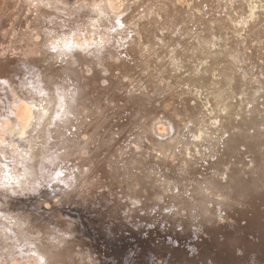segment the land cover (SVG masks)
Masks as SVG:
<instances>
[{
  "label": "rangeland",
  "instance_id": "374dc122",
  "mask_svg": "<svg viewBox=\"0 0 264 264\" xmlns=\"http://www.w3.org/2000/svg\"><path fill=\"white\" fill-rule=\"evenodd\" d=\"M10 1L11 0H0V34L1 35L3 33L5 34V36H4V34L2 36L0 35V59L2 60L0 62L6 61V63L10 57H11V59H13L14 62H16V60H19V58L21 60H23L22 59L23 56L21 54H19L21 56L18 55L19 52L14 53L13 50L11 51V49H13V43L15 41L13 38H11L10 35H8L9 29L14 30V29H17L19 26H20L19 28L22 29L25 26V25L23 26L24 19H22V18L24 16H27L26 13L28 14V16H32L31 14H34V12H31L29 9L26 10V8L23 7V3H20L21 7L15 8V9L11 10V12L7 13L8 12V5L10 4ZM20 1H24V0H20ZM61 1L62 0H60V4H62ZM65 1H67L68 3L66 2V3H63L62 5H64V4L67 5L69 10L66 6H64L65 7L64 14L63 13L58 14V12L54 9L48 10L49 6L46 7L47 5H44L45 7L41 6L44 13L46 11L48 12V13L47 12L45 13V16L48 17L45 19H49V16L51 17V15H50L51 12L57 13L59 17H57L55 20H52L53 22L52 21L50 22L49 20L48 21L45 20L46 23L44 24V26L39 28V29L32 27L31 33L34 34V40L33 41L36 43H39V47L42 49L40 51L38 49H35L34 50L35 54H33V57L36 58V57L44 55L43 58L45 60L48 59L47 61H49L51 63V64H49V62H47V64L49 66L51 65V67L53 69L55 68V70L59 69L60 68L59 64H61V62L67 58V53L64 51L65 50L64 49V47H65L64 41H67L66 46L71 45L72 41H71L70 36L73 34L72 31H74V32L76 31L75 32L76 35L81 34V36L79 35L81 37V39H84L85 37L87 39V37H88V39L91 40V41L89 40V42H91V44H92L89 46L90 49H96L95 52H99V49H100V52H102L104 57H105V60H103V62L108 60V63H109V61L111 59L110 63L111 64L113 63L112 65L109 63L111 65V67L109 64H106V67L103 68V64L99 65L95 59H94L95 61L89 60V59H87L88 58L87 55L83 56L84 54H82L83 60L85 61V63H83V69L87 68V70H84V72L82 71L83 72L82 74H84L87 78L90 76L92 78L90 77L91 81L89 80L88 83H86V81L83 83L87 86H86V88L84 87L85 90L82 89L80 91H82L81 93L85 94L84 95V102H86V103H84V104H86L85 109L87 110L86 111L84 109L86 112L83 110L82 114H83V116L88 115L87 116L88 118L86 117L87 119L86 118L84 119V117H83L84 121L86 120L87 123L89 122L92 124L95 121V120L93 121V119H96L97 121H99V119L103 118V120H100V121H101V123H104V124H101L100 121H99L100 124L95 121L98 124V126L100 127V128L98 126L96 127L97 130H99V132H96V133H102L103 137H104V135H106L105 133H108L110 135V137L113 136V137H111L113 139V142L104 141L103 143L98 144V147H97L98 150L96 149L97 150L96 152H98L100 150L99 151L100 154L97 156L100 158L95 159V163L92 166H94L97 162H98L97 163L98 166H100V165L103 166V164L101 163V160H106V159L112 158L111 160L109 159L110 161H109V163L107 162L106 167L109 164H113V165H111V167L114 169H112V171H110L111 169L109 168V166H108V168H106L104 165L103 168L98 167L99 168V169L97 168L98 173L95 174L93 172H96V171L92 170L91 169L92 167L90 168L88 165L86 166V164L83 165L81 163L83 165V166H81V164L79 163L80 166H77L78 164L76 162H74V163H71V166L73 165L71 167L70 163H67L65 161L61 162L60 160H58L56 158H55V160H53L49 157H48L49 159L47 158L49 160V162L45 158V160H41L42 162L39 163L38 162L39 160H38L36 153L38 152V148L42 146V140L44 138V136L42 135L45 132L44 130L46 127L45 126L44 129H42L43 128L42 125L43 126L45 125V123L43 122L44 120H42V121L39 120V122H38L39 124L37 123V125H39V126H34L32 128L31 127L32 122L30 123V121L24 119L25 112H24L23 102L21 100V99H23L22 95L20 94L21 95L20 96L19 93H15L14 97L16 99H17V97H19L20 100L18 98L17 101L15 102V106L13 109L14 113L12 112V116L17 117V115H18L22 119V123L24 124V127H22L23 128L22 130L21 129L18 130V134H17V131H15V132L11 131V133L13 132L11 134L10 132H7L6 130H2V126L0 125V145H1V139H5V140L7 138H8V140L12 139V141H13V142H11L12 145H14L18 151H22L23 154L27 152L30 160L27 162V165H25L28 168L24 166V169L22 168V164H20L19 167L15 169V168H13V165H10L7 167L6 165H4V163H0V237L5 236L4 231L8 230L7 227L12 225V223H13L12 220L13 221L15 220V221H19V223H21V225L24 226L25 229L31 227L29 229H31L34 234H35V232H36V234H39L40 231H43L44 234H47V232L49 230L53 229V227H54L57 229L59 228L60 230H62V232L65 233V234L62 233V235L64 236L63 238H65V239H68V240L73 239L74 240L73 242H75V243H77L79 241L82 243H89L91 246V249H93V252L95 254H97V256L95 257L97 264H264V188H263L264 187V185H263L264 184V171H262L263 173L261 172L262 174L260 173L261 174L260 176H263V179H262V177H260L259 175H258L259 177H256L258 174V173L256 174L257 170H254V171L252 170V168H254V167H255V169H258V171L260 169L264 170V139H263L264 138V132H263L264 126H262V125H264V120H262V119H264V118H262V117H264V111L263 110L260 111L262 114L260 113V117L258 118L259 120L256 118L258 121L253 120V119L250 121V115L251 114H252L251 116H253L255 114L258 115V113H259L258 111L261 110V109H259V110L254 109V111H253L252 110L253 106H255V105L258 106L260 101L257 102V100L258 99L262 100L264 98V43H263L264 42V35H263L264 32H262L263 34L261 33V31H264V29L260 30V32L255 30L254 31V33H255L254 35H256L255 37L253 36V34H250L255 39L256 37H258V33H259L258 39L250 41L253 38H252V36L248 35V33L246 32V31H248L247 30L248 28L245 25L244 28L246 29V31L243 30L244 29L243 28L239 32L243 36L244 40L246 37H248L247 41H249V43L251 44L250 47L252 49L250 47L245 48L248 51V53L244 55L245 59L243 58L242 55H241L242 57H240V55H238V53L235 55V57L234 56H230V58H228L229 56L227 57L230 60L235 58V60L233 59L234 61L231 60L233 63L228 60V62H230V64L232 63L231 65H233L235 67V69L238 68L240 70L246 71V74L248 73L249 76H251V77H249L248 75H246L244 72L241 71L243 74H245L243 77L246 79V80L243 79V80H245L243 82H245V84L249 83L246 85H248V87L250 85L251 86L250 89L246 88L247 86L245 87L244 83L241 84L242 82H240L241 81L240 79H239L238 83L240 82L239 84H241V89L246 91L248 96H249V93L252 94V95H250V96H252V99H253V97L256 98V95H257V100L254 99V100H256V102H254V100H252L251 97H248L247 94H245L247 96L246 98L248 100L250 98V101H248L242 95L244 92L242 94H237L236 96L238 98L237 97L234 98L233 102L236 100H239V102L238 101H236V102L238 104H240V106H238V104H237L238 107H236V110H234V113H233L234 115H232V118H233L232 121L233 122L230 121V124L228 123L225 125V126L230 125L229 126L230 128L228 127L229 128L228 129L227 127H223L222 130H225L226 128L227 129L225 130L226 132H221V134H222V136H225V137H227L230 134V136H228L229 140H231L234 136V138L231 141H229L230 145L229 144L228 145H229V149H231V152H233L235 150V148L238 147L237 148L238 150L237 149L235 150L237 153V154L236 153L235 154L238 157L231 158L233 165H232V162H229V159H230L229 158L228 161L227 160L226 161L229 162L230 164L229 163L227 164V162L224 161L223 163H226V164L225 165H223V163L221 164L222 168L218 171L219 173L218 172L212 173L213 177H214V174H215V176H217L214 179H217V180L220 179L219 181H223V183L220 184V183H216L219 181L214 180V184L216 186H218L217 184H220L219 187L221 186V188H224L227 186H228V188H230L232 186V185L229 186L230 184H232L230 179H233V175H234L232 170H235V169L231 170V168L232 167L235 168V166L238 164L237 167L240 168V171L239 172L237 171V173L241 174L242 175L241 177L245 176L244 177L245 179L243 178L244 181L252 182L253 180H255V181L260 180L258 178H261L262 182H259V181L258 182H259V184H261V183L262 184L259 185V187L257 186V188H251L250 190H248V189L243 190L242 192H239V194L233 193L230 195L231 197L235 196V198H230L229 195L219 196V193L217 191L216 192H217L218 196L217 195L214 196L216 194V192H215L214 188H212V185H211V187H209L210 183L209 184L205 183L206 181H209V178H211L210 175L206 176V174L203 173L205 176H202L203 174H200L203 172L202 169H204L208 165V163H209L208 160H210V162L215 161V160H212L210 158L211 156H209V154L211 155L212 152H213L212 154H214V149L212 147H210L209 151L207 150V148H205V150H203L204 149V147H203L202 148V151H203L202 154H204V155L198 154L199 155L198 158L201 161L198 159L199 161L196 164L198 166L200 164V162H202V164H201L202 168L200 169V167H198V169H200L202 172H197V173L195 172V173H189V174L185 173L188 175L187 181L190 182V184L192 183L191 185L186 181L185 177H183L185 175L181 176V179L178 180L179 182L178 181L176 182L173 179H169L168 177L166 178V176H164L165 174L163 175L162 171H159L156 168L148 167L147 166L148 162H149V164H148L149 166L153 165L152 161H153V157L155 155L153 157L151 155H149V158H148V157H146V156H148L146 154V151H144V148L145 149L148 148V144H149V148L152 147L150 145V141H149V143H147L149 139L145 138V137H147L146 136L147 134L149 135L148 137H151L152 140L157 139L155 141H161V142L164 141L163 143L166 142L168 144L171 143V141L174 140L175 137L177 138V134H179L181 136L179 138H182V136H184L185 138H182V139L187 140V141L184 140L185 141V142H183L184 145L191 143L192 139H190V138H192L193 136L188 135L187 133L190 134V131L192 130L191 132L193 134V132L196 131V129H197V125H199V124H197L196 122L193 123V121H192L193 125H192V127H190L188 120L191 119L193 114H190V117H188V118H186L185 114L190 113L192 111H193L192 113H194L195 110L194 109L189 110V109H187V107L190 105L188 108H190V107L194 108L192 103L195 102V103L199 104L198 101H200V102H201V100L204 101L202 98H204L205 94L208 91H210V89H207L206 90L207 92L205 94H204L205 90H203L204 92H202V94H199V92L197 93L194 90V89H196L195 88L196 86H192V89H193L192 93L197 95V96H195V95L192 96V93L190 96L187 93L181 94L180 92H181L182 88L189 90L190 81H185L184 76H185V73H187L186 76L188 74L190 75V72H189L190 70H186L184 72V75H182L181 81L183 83L181 82L180 83L181 85L179 84V86H181V87H179V88L177 87V91H175V89L169 88L168 82H167V80L163 79L164 76L162 75V73L160 76L163 78L157 80V78L155 76V72H156L157 76H159V73L157 71H155V72L153 71V69H155V67H156L155 63H157L160 60L159 57L160 58L163 57L162 55L167 56V52L165 51L166 48H164V50H162L163 51L162 52L161 49L163 47H160L159 45H158L159 48L156 45H155V47L153 46L154 50L155 49L159 50V51L158 50L156 51V54L159 57L154 54L153 55L154 57L153 56L151 57V58H153L151 60V62H149V64H146L145 67H141V68L135 67L134 66L136 64L135 58L139 56V52H137V55L133 56L130 53L128 54V50L126 48H128L131 45H135L136 49H138V45L134 43L135 42L134 40L130 42L131 44H129V45L127 44V41L130 40V38H129L130 36H128V34L129 35L131 34L128 30H127L128 34H126L127 36L124 34L122 36L123 38L120 37L121 39H119L118 37L111 38L113 36L112 34L110 36L108 34H105L104 37L111 38L112 41L107 39V41H109V42H106V43L101 42L100 37L102 36V34H101L102 32H101L100 28L98 27L97 24L95 25V22H94V24H91L92 19L90 18L91 20H89V18H88L90 13H91V15L95 14V12L93 13L90 11V8L95 7V4L100 5V7L102 9L108 6L107 7L109 9L108 12L111 11V9H112V11L113 12L115 11V13L117 12L120 14L122 12L123 15H124V13H126L125 15L126 16L129 15L128 17H130L131 15L129 13L134 11V9H132V8H135V6L132 5V8H130V6L128 5L129 1L127 2V0H63V2H65ZM184 1L185 0H178L179 4L176 3V7H177L178 11L174 12V14H173L174 18L172 17V19H174V20H172L174 23V27L176 26L175 36L173 34V36H174L173 37L172 35L169 34L170 32H168L166 29H164L165 31L163 30L162 33H160L159 31H158V33H155V35H157V36H155L157 38V40H155L156 39L155 37H153V38L156 42H158V41H160V39L164 38L163 36L167 35V37L164 38V41H165V39L166 38L168 39V37H170V38L173 37L176 39L178 37L177 35L180 34L179 38L177 39L178 41L174 40L173 38H171V39L169 38V39L174 40L176 44L180 43L181 45H184V47H182V49H184L186 52H187V50H188V52L190 51L191 53H193L194 56L198 55V53H199V55L197 57L200 58V56L204 55L205 52H207V50H205V52H204L202 47H200L202 50L201 51L202 54H200L201 52H198L199 49L197 50V47H192L194 39H191L192 36L190 34L191 31L193 32L196 29L193 27H197V25L199 26L200 23H199V20L197 21L198 23L196 22V20H194L195 23L194 22L192 23V21L182 22L183 19L181 17H184V20H185V16H186V12L184 10L186 2H184ZM188 1L189 2L195 1L197 4H199V3L204 4V2L202 0L201 1L200 0L199 1L198 0H188ZM133 2L134 1H132V3ZM181 2H183V3L181 4ZM192 2H191V4H192ZM82 4H84L85 6L84 5L82 6ZM125 4H127V5H125ZM180 4L182 6H180ZM222 4L223 3H220L219 5H222ZM105 5H107V6H105ZM219 5H218V7H219ZM199 6L201 9L202 5H199ZM85 7H88V8H85ZM218 7L212 6V7H210V10L214 11L215 14L218 15V13L216 11V9L217 10L220 9ZM223 7H224V5H223ZM223 7H221V8H223ZM83 8H85L86 9L85 11L88 13L87 17H86V15H84L85 12H84ZM124 8L125 9L129 8V9L124 10ZM204 9L205 10H203V12L204 11L208 12L207 8L204 7ZM262 9L264 10V8H261L260 11H263ZM22 10H23V12H22ZM179 10L182 11L181 13L183 14V16H182V14H180L181 16L179 15V12H180ZM124 11H127V12H124ZM73 12H77L79 14V16L75 19L72 18L71 16H69V14L71 15ZM103 12H104V9H103ZM103 12H102V17L104 16V18H105L106 15L109 13H107V12L103 13ZM219 12L222 13L221 10ZM67 13H68V16H67ZM260 13H259L260 17L264 18V14H262V12H260ZM209 14H211V13H209ZM81 15H84V16L80 17ZM200 15H202V14H200ZM205 16H206V14H205ZM205 16L202 15V20L204 19L203 21H205L206 20L205 18H208L209 15H207V17H205ZM69 17H71L72 19H70ZM60 18L62 19V21L67 20V21H65L66 24H63L62 21H60V20L58 21V19H60ZM179 18H180V20H179ZM19 20H21L22 24L19 22ZM94 20L95 19H93V21ZM72 21H73V23H72ZM76 21L78 22V24H76L77 23ZM58 22H60L61 24L59 23L60 24L59 25ZM256 22H257V24H260L261 18H260V21L256 20ZM56 23L58 24V26L56 25ZM183 23H185V24L187 23V25H184L185 28L182 25ZM253 25H251V26H253ZM21 26H23V27H21ZM61 26H63L62 29H61ZM80 26H81V28H80ZM179 26H180V29H181V26L184 28V30H183V28L181 29L182 32L181 31L178 32ZM187 26H188V29L186 28ZM190 26L192 27V28H190L191 31H189ZM203 27H205V25ZM97 28H99V29H97ZM197 28H201V24ZM1 29H2V31H1ZM243 31H245V32L243 33ZM163 32L165 34L167 32L168 34L165 35ZM185 33H188L187 34L188 37H185L183 35ZM160 34L162 37L160 36ZM7 35H8V37H7ZM82 36L84 38H82ZM89 36L90 37L94 36V38L93 37L90 38ZM158 36H159V38H158ZM189 36H190V38H189ZM7 38H9V39H7ZM145 38L146 37L144 35L143 39H145ZM187 38H188V40H187ZM169 39L167 41H170ZM123 40H124V42H123ZM151 40H152V38H151ZM185 40H187L188 43L185 42ZM258 40H260V41H258ZM1 41H3V42H1ZM97 41H98V43H97ZM191 41H192V44L190 43ZM257 42H259V45L261 44L259 46L260 49L257 48V45H258ZM99 43L103 44V46H102V47H104L103 49H101L102 48L101 45H98ZM152 43H153L152 41L148 42V46L151 47ZM149 44H151V45H149ZM97 46L98 47L100 46V48L99 49L96 48ZM254 46L258 49L257 51L254 50ZM189 47H191L192 49ZM31 48H33L32 43H22V46L20 49L25 51V50H28ZM193 48H195V49H193ZM248 49H250L251 51ZM184 50H182V51H184ZM63 51L65 52L66 57H64ZM194 52H196L197 54L196 53L194 54ZM4 53L6 54V56H8V58H4L5 57ZM13 54H15V55H13ZM115 54H116V56L118 54V56L116 58L117 61L115 60V57H116ZM17 55H18V58H17ZM36 55H39V56H36ZM95 55L97 56V54H94V56ZM13 56H15L16 58H14ZM54 56L57 58H55ZM86 56H87V58H86ZM206 56H207V53H206V55L201 56V58H205L206 60L208 59L206 61V63L202 65V67H204V68H202L201 72H203V71L206 72V70H207L206 68H209V67L213 68V66L216 63L213 60V57H215V55L214 56L211 55V57L208 56V58ZM236 56H239V58H237ZM89 57H92V55ZM165 57H164V59H165L166 63H169V61L167 60L168 57H166V58ZM231 57H233V58H231ZM60 58H62V59H60ZM194 58H196V57H193L192 61ZM209 58H210V60H209ZM211 58L213 61H211ZM241 58H243L244 60ZM52 59H55L56 61L55 60L53 61ZM119 59H120V62L118 61ZM239 59L241 61H239ZM60 60H61V62H60ZM86 60H89V61L86 62ZM57 61H58V63H57ZM210 61H211V63H210ZM117 62H119V63L117 64ZM123 62H124V64H123ZM45 63H46V61H45ZM105 63H107V61ZM194 63H195V61L192 63V65ZM119 64H121V65H119ZM117 65H119L120 68H119V66L117 67ZM154 65H155V67H154ZM170 65H173V64L170 63L168 65L169 68L172 67ZM112 66L114 68H112ZM100 67L103 69H101ZM22 68H24V67H22ZM32 68L35 69V67H32ZM143 68H145V69H143ZM34 69H32V70H34ZM238 69L235 70V71H238V72H236V73H238L237 77L241 74V73H239L240 70H238ZM184 70H185V68H184ZM26 71H28V70L26 69ZM86 71H88V72H86ZM172 71L174 72L173 69L170 72H172ZM17 72L19 75L17 74L16 75L17 77H15V78L13 77L14 79H13L12 83H14V84H15V82H14L15 80L18 81L17 78L21 79L24 76V69H22V70L17 69ZM176 72H177V74L173 73V75H178L180 70L179 71L176 70ZM236 73H235V75H236ZM60 74H62V73H60ZM125 74H127V75H125ZM128 74H130L129 75L130 77L128 76ZM153 74H154V77H153V79H151V75H153ZM243 74H241V75H243ZM123 75H125V76H123ZM4 76H5V74H4ZM121 76H123V77H121ZM33 77H34V75H33ZM122 78H123V80H122ZM64 79H65L64 75L59 76V78H58L59 81L56 82L57 86H54V87L51 86V87H53V91H54L55 87H56L55 90L59 87L60 83L63 86V89L66 88L68 81L66 82V79H65V81H64ZM93 80H96V82H98V84L95 81L94 82L96 84H94ZM130 80H133V81H130ZM1 81H3V80H1ZM29 81H32L31 82L32 84L26 83L25 86L28 85V88L31 90V92H33L35 90L34 93L35 92L36 93L35 94L31 93V95H33V96L37 95V96H35L34 99L35 100L37 99L38 102L42 101V102H40V103H42L41 107L42 108L46 107L45 109H46L47 114H48V111L50 110L51 105H53V108L57 107L56 111H55L56 112L55 115L59 114V109H61V108L63 109V105H61L59 102H57V100H54V99L52 100V98L50 97L49 89L51 87H47V88L42 87V88L46 89V92L49 94V95L46 94V92L43 89L44 93L47 96L46 97L44 95L43 91H41L42 90L41 87L39 88V82H38L36 77H34L32 80L29 79ZM62 81H63V83H62ZM33 82H35L36 85L38 84V86L34 87L35 84ZM65 82H66V84H64ZM139 82L141 85L139 84ZM7 83H8L7 86L13 88L14 84L11 85L12 83H10L9 81H7ZM17 84H19V86H23L19 83V81L17 82ZM63 84L66 86H64ZM116 84H118V85H116ZM183 84H185V85L187 84V88H185L186 86ZM5 85H2V88H3L2 90H6V91L8 90L7 93H6V91H3V92H5V94H8L5 96L9 97L10 96L9 95L10 90H9V87L7 89V87H5ZM99 85L101 87H99ZM182 85L185 87H182ZM242 85H244V86H242ZM107 86H109V87H107ZM140 86H142V87L140 88ZM258 86H260V87L258 88ZM97 87H99V91H98ZM102 87H105V89L107 91L103 90L104 88H102ZM242 87H245L246 90ZM252 87L256 88L255 90H253L254 92H256V90L258 89V90H260V93L257 90L258 94L256 93V95L254 96V94L252 92H248V91H252ZM37 90H39V92ZM61 91L59 92V94L61 93ZM102 91L103 92L106 91L105 92L106 94L104 93V95H103ZM38 93H40V95ZM107 94L110 97V99L108 97L109 100H107V96H108ZM38 95L40 97H42L43 99L40 100V97ZM48 96L51 99L48 98ZM54 96H55V94H54ZM95 96H97V97H95ZM98 96H99V99L101 98V100L98 99ZM105 96H106V98H105ZM185 97H187V98H185ZM199 98H200V100H199ZM97 99H98V101H96ZM240 100H241V102H240ZM23 101H25V100L23 99ZM37 101H36V103H38ZM92 101H93V103H92ZM99 101H101V102L99 103ZM102 101H103V103H102ZM50 102H52V104ZM56 102H57V105L59 104L58 106L54 105V104H56ZM249 102H250V104H249ZM252 102L256 103V104L253 105ZM88 104L89 105L92 104V106H94V107L97 106V107H95V109H97L96 110L97 112H95L94 107L92 108ZM93 104H96V105H93ZM98 104H99L101 109L98 108L99 107ZM242 104H243V106H242ZM251 104L253 106H251ZM163 105H165V106L163 107ZM59 106H62V107L60 108ZM244 106L246 108H249V109H246V110H248V112L251 111V112H249L250 115L246 114L249 117L244 116L242 111H240V110H243ZM250 106H251V108H250ZM58 107H59V109H58ZM88 107L90 108V110L88 109ZM208 107H209V105H208ZM92 109H94V110H92ZM202 109H204V108L202 107ZM205 109H207V107ZM237 110L240 111V113H237ZM57 111H58V113H57ZM201 111L203 112V113L201 112L202 114H199V118L202 119L201 124L203 123V126L207 125V126H204V128L211 126V125H212L211 126L212 129L215 128L216 126L219 127L218 126V125H220L219 121L216 124L211 123L212 118L210 119L209 116L213 115V114H211L212 112H210L208 109L205 111H203V110H201ZM208 111H209L210 115H208ZM131 112H132V114H131ZM145 112H147V117H148V118H143V120H146L144 122L145 125H144V123H143V126H140L139 124H137V125H139L141 135L143 133L146 134V135L143 134L142 136H145L143 139H145V141L146 140L147 141L145 143V141L143 140V142H142L143 146L142 145L137 146L138 143H137V140H135V137L139 131H137V127L134 126V124H132L133 120L127 121V118H130V119L139 118V120H140L141 119L140 117ZM184 112H186V113H184ZM205 112H206V114H205ZM235 112L237 113V115H236L237 117L235 116ZM253 112H256V113L254 114ZM93 113L95 114L94 116H92ZM119 113H121V114H119ZM15 114H16V116H15ZM89 114H91V115H89ZM204 114L206 115L207 119L205 118ZM241 115H242V117H241ZM98 116H99V118L97 119L96 117H98ZM238 116H240V120L241 119H243V120L240 121ZM3 117L4 116L2 115V112L0 111V121L3 120ZM91 117H93V119H91ZM195 117H197V116H195ZM251 118H253V117H251ZM206 120L210 121V123L207 122ZM102 121H104V122H102ZM238 121H239V123H237ZM243 121H245L247 123H244ZM95 122H94V124H95ZM41 123H43V124L41 125ZM87 123H86V125H87ZM236 124L237 125L239 124V125L237 126ZM213 125H214V127H213ZM68 126L71 130L72 125L71 126L68 125ZM37 127H40L41 129L37 128ZM72 127H74V126H72ZM141 127H143V128L145 127V129L143 130V128H141ZM233 127H234V130H233ZM235 127L239 128V129L237 130V128L235 129ZM247 127H249L250 129H248ZM133 128H136L135 129L137 132V133L135 132L136 134H134ZM148 128H149V131H148ZM253 128H256V129H253ZM178 129H181L182 131L178 130ZM41 130L43 133L40 132ZM73 130H74V128H73ZM229 130H230V132H229ZM104 131H106V132L103 134ZM237 131H238V133H237ZM249 131L251 132L252 135L254 133L253 131H257V132L260 131L262 133V135L260 136V138L258 137L259 139L257 137H256L257 139L253 138V136L249 137V136H251V134L250 135L248 134V133H250ZM32 132H33V134H32ZM152 132L154 135L151 134ZM216 132H218V131H216ZM232 132H233V134H232ZM184 133H186L187 135ZM224 133L226 135H224ZM93 134H94V132H93ZM108 134L106 135V137L108 136V138H110ZM214 134H215V132H214ZM221 134L220 135L218 134V135L221 136ZM238 134L241 136H238ZM18 135H20L21 137ZM70 135L77 141L80 140L81 137L86 138V140L84 138H82L81 139L82 141H84V140L88 141L89 140V138H88L89 135L83 131L78 135L80 137V139L78 137H77L78 139H76V135H74L72 133ZM236 135H237V137H236ZM39 136L40 137L43 136V137L40 138ZM245 136H246V138H245ZM152 137H154V138H152ZM221 137H220V139H221ZM248 137L251 139H247ZM114 138H115V141H114ZM228 138H225V139L223 138V139L226 141ZM182 139H180L179 141L182 142L183 141ZM236 139H238V141ZM133 140L135 143L133 142ZM235 140L237 141V143H235L236 142ZM254 140L255 141L260 140L261 142L263 141L262 142L263 144L261 142L259 144V142H255ZM30 142H31V144H30ZM172 142H174V141H172ZM218 142H221V140L220 141L218 140ZM218 142H216V145L218 144V146H219ZM87 143L91 147V143L89 141L84 143V146H86ZM127 143L129 144V146ZM183 143H181V144H183ZM233 143L236 144V146H235V144L233 145L235 148H232V146H231V144H233ZM255 143H257V144L255 145ZM179 144H177V145H179ZM18 145H20V146H18ZM29 145H30V147H29ZM158 145H160V143ZM177 145L175 146V148H177ZM184 145H182V147ZM139 146H141L142 152L140 151L141 149L139 150ZM220 146H222V144ZM92 147H93V144H92ZM121 147H125V149L124 148L122 149ZM178 148H180V147H178ZM184 148L185 147H183L182 149H184ZM215 148H217V147H215ZM134 149H136V152H137L136 154H135ZM221 149H222V147H221ZM0 150H1V146H0ZM80 150L86 151L85 148L84 149L81 148ZM127 150H128L127 155L130 154L129 155L130 158L132 155H134V154L136 155V160H134L135 163L132 162L133 165L130 168H129V166L127 167L126 165H125V167H127V168H125L124 167L125 163L121 160L122 154L125 152V155H126ZM129 150H132V151H129ZM161 150H165V149L162 148ZM48 151H50V150H48ZM152 151H153V147H152ZM175 151L177 152V149H175L174 152ZM210 151H211V153H210ZM93 152H95V151H93ZM119 152H120V154H119ZM154 152H156V150H154ZM165 153L169 154V150H167V151L165 150ZM118 154L120 157L118 156ZM138 154H139V156H138ZM156 154H158V151ZM116 155L119 157V158L118 157L117 158L120 161H118V159H116ZM142 155L143 156L145 155L144 157L146 158V159H144V162H142L139 158ZM172 156L174 157V155H172ZM207 156H209L210 159ZM0 157H2V155ZM137 157L139 158V160L137 159ZM173 157H171L170 160L174 159ZM188 157H189V155H188ZM212 157H214L217 160V158L215 156H212ZM114 158H115V160H114ZM201 158H204V159H201ZM237 158H238V161L240 160V162H236V165H235L234 160H237ZM241 158H243V159H241ZM50 160H51V162H50ZM56 160L58 161V163H56L57 162ZM137 160H138V162H137ZM179 160H178V162H179ZM6 162H8V161L6 160ZM115 162H118L117 165ZM120 162H123L124 164L119 165ZM175 162H177V161H174V163ZM61 163H64V164H62V166H61ZM137 163L139 164L138 167L136 166ZM142 163L145 164V167H144V164H142ZM65 164H67V166ZM75 164H77V165H75ZM97 164L95 166H97ZM115 165L117 167L119 165V167L116 168ZM127 165H129V164H127ZM174 165H176V163ZM230 165H232V166H230ZM60 166H61L62 170H61ZM63 166H64V168H63ZM130 166H131V163H130ZM122 167H123V169H122ZM135 167H137L138 170H136ZM139 167L141 170L139 169ZM239 168H237V170ZM100 169H101V171L103 170L104 172L102 171L103 172L102 173L101 171H99ZM116 169H118L122 173H118L116 171ZM241 169H242V171H241ZM106 170H107V172L105 173ZM132 170H133V172H132ZM142 170H144V172ZM251 170L254 172V174L251 172ZM115 171H116V174H114ZM129 171H130V173H129ZM149 171L153 172V173H150ZM208 171H210V173H211L214 170L208 169ZM112 172H114V173H112ZM146 172H147V174H146ZM157 172H159V173L161 172V174H157ZM179 172H182V171H179ZM228 172H230V173H228ZM246 172L248 174L243 176V173L246 174ZM111 173L114 175H110ZM119 174H120L121 178L119 177ZM124 174L127 177H130L129 180H132L133 178H138L139 181H136L135 183L132 184L131 182H128L127 179L125 180ZM151 174H152V176H151ZM218 174H219V176H218ZM220 174H223V175H220ZM228 174H229L230 178H229V176H227ZM13 175H15V176H13ZM141 175H143V176H141ZM162 175L165 177V178L164 177L162 178L163 181L161 180ZM147 176H149V177H147ZM225 176H226V178H225ZM246 176H247V178H246ZM150 177L152 178V180ZM154 177L155 178L160 177V179L157 178L158 179L157 180ZM218 177H222L223 180H221V178H218ZM255 177L257 179H254ZM153 179L155 182L153 181ZM148 181H150V182H148ZM183 181H186V182H183ZM193 181L196 183H194ZM156 182H158L160 184L158 185V183H156ZM171 182L174 184V186ZM147 183L150 185L149 186L146 185ZM164 183H166V185H167V186L164 185V187L166 186L165 187L166 189H164V187H163ZM170 184H172V186H170ZM182 184H183V186L185 185V187L183 188V186H181L182 187L181 190H183L185 188H187V189L192 188V190L189 189V191H188L185 189V191H187V192H184V190L183 191L179 190L180 185H182ZM206 184L209 186H207ZM157 185H158V187H157ZM175 185H176L177 190H176V188L173 189V187H175ZM199 185L203 186L202 187L203 189L201 187H198ZM146 186H148V187H146ZM132 187H134V188H132ZM141 187H142V189H141ZM156 187L158 188L157 190H156ZM161 187H163V188H161ZM204 187L206 188V190ZM137 188H138V190H136ZM144 188H145V190H144ZM159 188H161V189H159ZM171 188H172V190H170ZM198 188H200V189H198ZM208 188H209V191L211 190L210 192L207 191ZM160 190H161V192H160ZM162 190H163V192H162ZM165 190L167 192H165ZM174 190L177 192H175ZM195 190H198V191L194 192ZM201 190L204 191L203 194H202V192H200ZM252 190H253V193H252ZM138 191L140 193L142 191L143 192L140 195V193ZM144 191H146V192L144 193ZM171 191H174V193ZM178 191H179V193H178ZM245 191L248 193H246ZM168 192H171L173 195H170ZM211 192L214 193L213 196L215 198L218 197L216 199L217 201L221 200V198H224L225 199L224 203H222L220 201L221 203L217 202V204L215 205V204L211 203L212 201L206 200V196L208 195L207 196V198H208L212 194ZM149 193H151V194H149ZM191 193L192 194L195 193V194L192 195ZM175 194H179L181 196H179V195L175 196ZM242 194H243V196H242ZM148 195H150V196H148ZM198 195H200V196L198 197L199 199L197 200L196 196H198ZM202 195L204 198L202 197ZM200 197H202V198H200ZM143 198H145V199H143ZM227 202H228V204H227ZM25 222H27L29 224L26 225ZM12 226L17 227L14 224ZM37 229H38V231H37ZM44 234L41 233L40 236H43ZM36 240L40 241V239H36ZM36 240H34V241H36ZM48 242H50V241H48ZM68 242L69 243L67 245H72V246L76 245L75 243H73L71 241H68ZM15 246L18 247L17 244ZM76 246L74 248H79V245H76ZM19 249H21V247H19ZM54 249H56V247H54ZM47 251H49V250H47ZM48 253H51V252H48ZM32 257L33 256H31V258ZM32 259L35 260V258H32ZM32 259H30V260H32ZM15 261L16 260L12 259L11 262H14V264H22V263L25 264L26 263V262H23L22 260H21L22 263L19 262L20 260L16 263H15ZM26 261H28V259ZM57 264H60V263H57Z\"/></svg>",
  "mask_w": 264,
  "mask_h": 264
},
{
  "label": "bare ground",
  "instance_id": "6f19581e",
  "mask_svg": "<svg viewBox=\"0 0 264 264\" xmlns=\"http://www.w3.org/2000/svg\"><path fill=\"white\" fill-rule=\"evenodd\" d=\"M129 1V2H128ZM131 1V2H130ZM132 1H134L133 3H132ZM199 1V0H198ZM201 1V0H200ZM203 2H204V4H202V3H199V4H197L195 1H188V0H185L184 2H186V4H185V12H186V16H185V20H184V17H181L182 19H183V21L182 22H184V21H192V23L194 22V20H196V22L199 20V23L201 24V28H197V27H199L200 26V24H199V26L197 25V27H193V28H196L193 32L190 30V28H192L191 26L189 27V31H191L190 32V34H191V39H194L193 41V46L192 47H197V50H198V52H201L202 50H201V48L200 47H202V49L204 50V52H205V50H207V52H205V54L204 55H206V53H207V58H208V56H210L211 57V55L212 56H214L215 55V57H213V60L216 62H214L215 63V65L213 66V68H206L205 70H206V72H201V70H202V68H204V67H202V65L203 64H205L206 63V61L208 60H206L205 58H201V56H204V55H201L200 56V58L199 57H197L198 55H199V53H198V55H196V56H194L193 55V53H191L190 51V53L188 52V50H187V52L184 50V49H182V47H184V45H181L180 43V45L179 44H176L175 43V41L174 40H176V41H178L177 39L179 38V35H177L178 37L175 39V38H173L174 36H175V31H176V26L174 27V23H173V21L172 20H174V19H172V17H173V14H174V12H176V11H178V9H177V7H176V3L177 4H179L178 3V0H127V2H128V5L130 6V8H132V5H134L135 6V8H132V9H134V11L133 12H131V13H129L131 16L130 17H128V16H126L125 14L126 13H124V15L122 14V12L119 14V13H115V11L113 12L112 11V9H111V11H109L108 12V6L107 5H105V6H107V7H105V8H103L104 9V12H107V13H109V14H105L106 15V17L104 18V16L102 17V12H103V9L100 7V5H96L95 4V7H92V8H90V11L91 12H95V14H92L91 15V13H90V15L88 16V18H89V20H91L92 19V23L91 24H94V22H95V25L97 24L98 25V27L100 28V30H101V34H102V36L100 37V40H101V42L102 43H106V42H109V41H107V39H109V40H111V38H115V37H118L119 39H121V38H123L122 36L125 34H128V31L131 33L130 35L128 34V36H130L129 38H130V40H128L127 41V44L129 45V44H131L130 42L131 41H135L134 43L135 44H137L138 45V49H136V46L135 45H131V46H129L128 48H126L127 50H128V54L130 53L131 55H133V56H135V55H137V52H139V56L138 57H136L135 59V61H136V64L134 65L135 67H137V68H141V67H145V65L146 64H149V62H151V60L153 59V58H151L154 54L156 55V56H158L157 54H156V51L158 50V49H155L154 50V48H153V46L155 47V45L158 47V45L160 46V47H163L162 49H161V51L162 50H164V48H166V52H167V56L166 57H168V61H169V63H166V61H165V59H164V55H162L163 57L162 58H160L159 56V61L157 62V63H155L156 64V67H155V65H154V67H155V69H153V71L155 72V71H157L158 73H159V76H157V74H156V72H155V76H156V78H157V80L158 79H162L163 77H161L160 75H161V73H162V75L164 76V78L163 79H165V80H167V82H168V85H169V88L171 89H175V91H177V87L179 88V87H181V86H179V84L182 82L181 81V78H182V75H184V72L186 71V70H190L189 72H190V75L188 74L187 76H186V74L187 73H185V81H190V84H189V90L188 89H181V94H189V96L191 95V93L193 92V89H192V86H196L195 88L196 89H194L197 93L199 92V94H202V92H204L203 90H205V92H204V94L207 92L206 90L207 89H210V91H208L206 94H205V96H204V98H202L204 101H202L201 100V102L200 101H198V103L199 104H197V103H192V105H193V107L194 108H188L187 107V109H189V110H195V112L194 113H192V112H190V113H186V112H184V113H186L185 115H186V118H188V117H190V114H193V116L191 117V119H189L188 120V123H189V125H190V127H192V125H193V123L194 122H196L197 124H199V125H197V129H196V131H194L193 132V134H192V130L190 131V134L189 133H187L188 135H192L191 137L192 138H190V139H192V141H191V143H189V144H186V145H184V143L183 142H185V141H187V140H183L182 138H185L184 136H182V138H179V137H181L179 134H177V138L175 139L174 138V140H172V141H174V142H172L171 141V143H163V142H161V141H155V140H157V139H155V140H152L151 139V137H148L149 135L147 134H145V133H143L144 135H146L147 137H145V136H142L141 135V132H140V128H139V125L140 126H143V123L146 121V120H143V118H148L147 117V112H145L140 118L143 120H139V118H136V119H130V118H127V121L128 120H133L132 121V124H134V126H136L137 127V131H139L138 133L136 132V128H133V132H134V134H136V137H135V140H137V146L138 145H142L143 143V140L145 141V139H143L144 137L145 138H148L149 140H148V142L147 143H149V141H150V145L153 147V151H152V147H150L149 148V144H148V148H144V151H146V154L148 155V156H146V157H148L149 158V155H151L152 157H153V165L152 166H149L148 164H149V162H148V164H147V166L148 167H150V168H156V169H158L159 171H162V173H163V175L164 176H166V178L168 177L169 179H173L174 181H178V180H180L181 179V176H183V175H185V176H183V177H185V179H186V181L188 180L187 179V177H188V175L187 174H189V173H197V172H202V173H200V174H206V176L207 175H210V177L211 178H209V181H204L205 183H207V184H209L210 183V186L209 185H207V186H209V187H211V185H212V188H214V190H215V192L217 191L218 193H219V196H227V195H229V197L230 198H235V196H230L231 194H233V193H236V194H239V192H242L243 190H250L251 188H257V186L259 187V185H261V184H259V182H262V179H263V176H260L263 172L262 171H264L263 169H260L259 171H258V169H255V167L254 168H252V170L254 171V170H257V172H256V174H257V176L256 177H262V179L261 178H258V179H260V180H253L252 182H249V181H244L243 180V178L245 177L244 175H247L248 173L246 172V174H244L243 173V176L244 177H241L242 175L241 174H239V173H237V171L239 172L240 171V168L239 167H237V165H236V162H240V160L238 161V158H237V160H234L235 161V168H231V170L232 169H235V170H232V172L234 173V175H233V179H230V181L232 182V184H230L229 186H231L230 188H228V186L227 187H224V188H221V186L219 187V185L221 184V183H223V181H219V180H217V179H214V178H216L217 176H215V174H214V177H213V175H212V173H216V172H218L222 167H221V164L225 161V162H227L228 161V159H229V162H232V160H231V158H236V157H238V156H236V149L238 148V147H234L233 145L235 144V143H237V141H238V139H236L235 141V143H233V144H231V146H232V148H235V152L233 151V152H231V149H229V145H230V143H229V141H231L233 138H234V136H233V138L231 139V140H229V138H228V136H230V134L227 136V137H225V136H222V134H221V132H226L225 130L230 126H225L226 124H230V121L231 122H233L232 120H233V118H232V115H234L233 113H234V110H236V107H238V106H240V104H238L236 101H238L239 102V100H236V101H234L233 102V100H234V98L235 97H237L236 95L237 94H242L243 92V97H247L248 96V94L246 93V91H244L243 89H241V84H243L244 83V85H245V87L246 88H248V89H250L251 88V86L249 85V87H248V85H246V84H249V83H246L245 84V82H243V81H245L246 79L243 77L245 74H246V71H243V70H240V69H238V68H236V69H238V70H240V72L239 73H241V74H243L242 72H244L245 74H243V75H239L238 77H237V74L238 73H236V72H238V71H235L236 69H235V67L233 66V65H231L233 62L231 61V60H235V58H233V57H231V58H233V59H228V58H230V56H234L235 57V55L238 53V55H240V57H242L243 56V58L245 57L244 55L245 54H247L248 53V51H247V49H245L246 47H250L251 46V44L249 43V41H247L248 39V37H246L245 38V40L243 39V36L240 34V32L239 31H241L243 28H244V26L246 25L247 26V30L248 31H246V29L244 28L243 30H245L247 33H248V35H250V34H253V36L255 37L256 35H254L255 33H254V31L255 30H257V31H259L260 32V30H262V29H264V18L263 17H260V15H259V13L260 12H262V14H264V10L263 11H260V9L261 8H264V0H202ZM67 1H65V2H63V0L61 1V3L63 4V3H66ZM88 2V1H87ZM180 2V1H179ZM191 2H192V4H191ZM196 4H195V3ZM20 3H23V7L24 8H26V10L27 9H29L31 12H34V14H31L32 16H28V14L26 13V15L27 16H24L22 19H24V23H23V26H21V27H23L22 29H20L18 26V28L17 29H14V30H12V29H9V31H8V35H10L11 36V38H13L14 39V43H13V49H11V51L13 50V52L14 53H16V52H19L18 53V55L19 54H21L23 57H22V59L23 60H21L20 58H19V60H16V62H14L13 61V59H11V57L8 59V61H7V63H6V61L5 62H0L1 64H0V111L2 112V115L4 116L3 117V120L2 121H0V125L2 126V130H6L7 132H10L11 133V131H17V134H18V130H22L23 128L22 127H24V124L22 123V119L17 115V117H13L12 116V112H13V109H14V106H15V102L17 101V99L19 98V97H17V99L14 97V94L15 93H19V95L21 94L22 95V98L25 100V101H23V99H21L22 100V102H23V107H24V112H25V114H24V119H26V120H28V121H30V123L32 122V128L34 127V126H39V125H37V123L39 122V120H44L43 122L45 123V125L43 126L42 124L43 123H41V125H42V129H44V127H45V134L42 132V130L40 131V132H42L43 134V136H44V138H43V140H42V146L41 147H39L38 148V152L36 153L37 154V157H38V162L40 163V162H42L41 160H45V158L47 159L48 157L49 158H51V159H53V160H55V158L56 159H58V160H60L61 162H63V161H65V162H67V163H70V166H71V163H74V162H76L77 164H75V165H77V166H80V164L82 163L83 165L84 164H86V166L88 165L92 170H95L96 172H93V173H95V174H97L98 173V167H102L103 168V166L105 165V167H106V164H107V162L109 163V161L112 159V158H109V159H106V160H101V163L103 164V166L102 165H100V166H98V162L96 163L97 164V166H92L94 163H95V159H97V158H100V157H97L100 153H99V151L98 152H96L98 149H97V147H98V144L99 143H103L104 141H111V142H113V139L111 138V137H113V136H111L110 137V135L108 134V133H105L106 131H104L103 132V134L105 133L106 135L108 134L109 135V137L110 138H108V136L106 137V135H104V137H103V135H102V133H96V132H99V130H97V126H98V124L96 123V122H98L99 123V121L100 120H103V118L102 119H99V121H97L96 119H93V117H91V119H93V121L95 122V124H94V122L91 124V123H87L86 122V120L84 121V119L88 116H83V114H82V112H83V110L85 109V105L86 104H84V103H86V102H84V95L85 94H83V93H81L82 91H80V90H82V89H84V87L86 88V86L87 85H85V84H83L85 81H86V83H88V81L90 80V77H86L84 74H82L83 72H84V70H87V68H85V69H83V63H85V61L83 60V56H85V55H87L88 56V58H87V56H86V58L87 59H89V60H96L97 61V63L99 64V65H101V64H103V68L104 67H106V64H109L110 63V61H111V59H110V61H109V63H108V60H106L107 61V63H105V62H103V60H105V57H104V55H103V53L102 52H100V46L98 47H96V48H98L99 49V52H95L96 51V49H90V45H92L91 44V42H89V40L90 39H88V37H87V39H86V37L84 38L83 36H82V38H84V39H81V34H79V35H76V31L74 32V31H72V35L70 36L71 37V41H72V44L71 45H69V46H66L67 45V41H64V46L66 47H64V51L67 53V58L66 59H64L62 62H61V60H60V62H61V64H59V69H57V70H55V68L53 69L52 67H51V65L49 66L48 64H47V62H49V61H47V60H45L44 58H43V56H39V55H36V56H39V57H36V58H34L33 57V54H35L34 53V50L35 49H38L39 51L40 50H42L40 47H39V43H36V42H34L33 40H34V34L33 33H31V30H32V27L33 28H36V29H39V28H41V27H43L44 26V24L46 23V21L45 20H49L50 22L52 21V20H55L57 17H59L58 16V14L59 13H63L64 14V12H65V7L64 6H66L67 7V5H62V4H60V0H24V1H20V0H11L10 1V4L8 5V12L7 13H9V12H11V10H13V9H15V8H18V7H21L20 6ZM68 3V2H67ZM183 2H181V4H182ZM211 3V4H210ZM220 3H223L222 5H219ZM131 4V5H130ZM180 4V6H182ZM44 5H47L46 7H48L49 6V8H48V10L49 9H54V10H56L57 12H58V14L57 13H53V12H51V17L49 16V19H45V18H48V17H46L45 16V13L47 12H43V10H42V7L41 6H44ZM84 4H82V6H83ZM125 5H127V4H125ZM199 5H202V7H201V9H200V6ZM204 5V6H203ZM218 5H219V7H218ZM223 5H224V7H223ZM85 6V5H84ZM87 6V5H86ZM212 6H216V7H218V8H220V9H218L219 11L221 10V12L222 13H220L216 8V11H217V13H218V15L217 14H215V12L214 11H212V10H210V7H212ZM45 7V6H44ZM204 7L205 8H207V11L208 12H206V11H204L203 12V10H205L204 9ZM221 7H223V8H221ZM68 8V7H67ZM85 8H88V7H85ZM85 8H83V10H84V12H85V14L84 15H86V17H87V15H88V13L85 11L86 9ZM176 8V9H175ZM47 9V8H46ZM77 9V8H76ZM129 8H124V10H128ZM180 9V8H179ZM68 10H69V8H68ZM107 10V11H106ZM7 11V10H6ZM45 11V10H44ZM67 11V10H66ZM77 11V10H76ZM130 11V10H129ZM180 11V10H179ZM22 12H23V10H22ZM89 12V11H88ZM103 12V13H104ZM124 12H127V11H124ZM182 11H180L179 12V15L180 14H182L181 13ZM214 12V13H213ZM48 13V12H47ZM53 13V14H52ZM209 13H211V14H209ZM30 14V13H29ZM200 14H202L203 16H205V14H206V16L205 17H207V15H209L208 16V18H205L206 20L205 21H203L202 20V15H200ZM261 14V13H260ZM84 15H81L80 17H83ZM104 15V14H103ZM178 15V16H179ZM48 16V15H47ZM62 16V15H61ZM67 16H68V13H67ZM69 16H71L72 18H77L78 16H79V14L77 13V12H73L71 15L69 14ZM175 16V15H174ZM181 16V15H180ZM182 16H183V14H182ZM262 16V15H261ZM71 17H69L70 19H72ZM66 18V17H65ZM91 18V19H90ZM174 18V17H173ZM178 18V17H177ZM260 18H261V23L260 24H257V22H256V20L257 21H260ZM21 19V20H22ZM93 19H95L94 21H93ZM187 19V20H186ZM21 20H19V22L22 24V22H21ZM62 21V19L60 18V19H58V21ZM178 20V19H177ZM179 20H180V18H179ZM178 20V21H179ZM57 21V20H56ZM55 21V22H56ZM65 21H67V20H64V21H62V23L63 24H66V22ZM180 21V22H181ZM18 22V23H19ZM53 22V21H52ZM65 22V23H64ZM77 22V21H76ZM80 22V21H79ZM90 22V21H89ZM179 22V23H180ZM181 22V23H182ZM49 23V22H48ZM60 22H58V24H59ZM72 23H73V21H72ZM75 23V22H74ZM189 23V22H188ZM191 23V24H192ZM195 23V22H194ZM198 23V22H197ZM52 24V23H51ZM58 24L56 23V25L58 26ZM61 24V23H60ZM59 24V25H60ZM71 24V23H70ZM76 24H78V22L76 23ZM254 24V25H253ZM20 25V24H19ZM55 25V26H56ZM90 25V24H89ZM183 25V27H184V25H187V23L185 24V23H183L182 24ZM205 25V27H203ZM251 25H253V26H251ZM64 26V25H63ZM63 26H61V29H62V27ZM75 26V25H74ZM79 26V25H78ZM94 26V25H93ZM196 26V25H195ZM95 27V26H94ZM182 26H181V29L183 28ZM78 28V27H77ZM80 28H81V26H80ZM99 28H97V29H99ZM178 28V27H177ZM185 28V27H184ZM184 28H183V30H184ZM187 29H188V26L186 27ZM164 29H166L168 32H170L169 34L170 35H172L173 36V34H174V36L173 37H171V38H173L174 40H170L171 38L170 37H168V39L170 40V41H167L166 39H165V41H164V38L165 37H167V35L166 34H168L167 32H166V36H163L164 38H162V39H160V41H158V42H156L155 40H157V38L155 37V36H157V35H155V33H158V31L160 32V33H162V31L164 30ZM180 29V26H179V31L178 32H182V30ZM128 30V31H127ZM1 31H2V29H1ZM70 31V30H69ZM98 31V30H97ZM165 31V30H164ZM245 31H243V33L245 32ZM81 32V31H80ZM79 32V33H80ZM187 32V31H186ZM262 32H264V31H261V33ZM177 33V32H176ZM258 33V32H257ZM4 34V33H3ZM2 34V35H3ZM7 34V33H6ZM71 34V33H70ZM105 34H108L109 36L112 34L113 36L111 37V38H106V37H104L105 36ZM178 34V33H177ZM186 34V35H185ZM185 34H183L185 37H188V33H185ZM246 34V33H245ZM263 34V33H262ZM1 35V34H0ZM1 35V36H2ZM8 35H7V37H8ZM144 35H145V39H143L144 38ZM264 35V34H263ZM4 36H5V34H4ZM3 36V37H4ZM127 36V35H126ZM160 36H161V34H160ZM237 36V37H236ZM239 36V37H238ZM245 36V35H244ZM250 36H252V35H250ZM252 36V38L253 39H251L250 41H253V40H256V39H258L259 38V33H258V37H256L255 39H254V37ZM2 37V38H3ZM90 37V36H89ZM94 38V36H91L90 38ZM121 37V38H120ZM153 37H155L156 39L154 40V38ZM162 37V36H161ZM151 38H152V40H151ZM158 38H159V36H158ZM184 38V37H183ZM189 38H190V36H189ZM236 38V39H235ZM238 38V39H237ZM262 38V37H261ZM5 39V38H4ZM7 39H9V38H7ZM128 39V38H127ZM139 39V40H138ZM190 39V40H191ZM3 40V39H2ZM93 40V39H92ZM153 42L152 43V46L151 47H149L148 46V42H151V41ZM159 40V39H158ZM187 40H188V38H187ZM187 40H185V42H187ZM261 40V39H260ZM260 40H258V41H260ZM91 41V40H90ZM95 41V40H94ZM112 41V40H111ZM1 42H3V41H1ZM62 42V41H61ZM123 42H124V40H123ZM248 42V43H247ZM256 42V41H255ZM22 43H32V47L33 48H31V49H28V50H22V49H20L21 48V46H22ZM97 43H98V41H97ZM188 43V42H187ZM191 44H192V41L190 42ZM258 43V45H257V48H259V46L261 45H259V42H257ZM264 43V42H263ZM125 44V43H124ZM185 44V43H184ZM98 45H101V47L103 46V44H98ZM149 45H151V44H149ZM186 45V44H185ZM253 45V44H252ZM256 46V45H255ZM254 46V50H258L256 47ZM112 47V46H111ZM104 47H102L101 49H103ZM159 48V47H158ZM189 48H191V47H189ZM251 48V47H250ZM192 49V48H191ZM193 49H195V48H193ZM252 49V48H251ZM260 49V48H259ZM182 50H184V51H182ZM196 50V51H197ZM245 50V51H244ZM248 50H250V49H248ZM10 51V50H9ZM63 51V52H64ZM159 51V50H158ZM193 51V50H192ZM251 51V50H250ZM65 52L63 53V55H64V57H66V54H65ZM104 52V51H103ZM163 52V51H162ZM203 52V53H204ZM8 53V52H7ZM11 53V52H10ZM9 53V54H10ZM114 53V52H113ZM121 53V52H120ZM196 52H194V54H195ZM5 54V53H4ZM82 54H84L83 56H82ZM94 54H97V56L95 55L94 56ZM162 54V53H161ZM197 54V53H196ZM200 54H202V52L200 53ZM250 54V53H249ZM248 54V55H249ZM261 54V53H260ZM11 55V54H10ZM13 55H15V54H13ZM18 55H17V58H18ZM21 55H19V56H21ZM92 55V57H89V56H91ZM222 55V56H221ZM242 55V56H241ZM57 56V55H56ZM59 56V55H58ZM115 56H116V54H115ZM117 56H118V54H117ZM117 56L115 57V60H116V58H117ZM155 56V57H156ZM229 56V57H228ZM14 58H16L15 56H13ZM55 57V56H54ZM53 57V58H54ZM114 57V56H113ZM154 57V56H153ZM165 57V58H166ZM193 57H196V58H194L193 59V61H192V58ZM228 57V58H227ZM237 58H239V56H236ZM247 57V56H246ZM4 58H8V56H6V54H5V57ZM55 58H57V57H55ZM112 58V57H111ZM120 58V57H119ZM236 58V59H237ZM243 58H241V59H243ZM248 58V57H247ZM261 58V57H260ZM60 59H62V58H60ZM108 59V58H107ZM114 59V58H113ZM157 59V58H156ZM245 59V58H244ZM243 59V60H244ZM257 59V58H256ZM53 61L55 60V59H52ZM58 60V59H57ZM89 60H86V62H88ZM94 60V61H95ZM209 60H210V58H209ZM212 60V58H211V61H213ZM228 60L230 61V62H232L231 64H230V62H228ZM233 60V61H234ZM238 60V59H237ZM0 61H2L1 59H0ZM45 61H46V63H45ZM56 61V60H55ZM113 61V60H112ZM117 61V60H116ZM119 62H120V59L118 60ZM123 61V60H122ZM121 61V62H122ZM156 61V60H155ZM195 61V63L192 65V63ZM211 61H210V63H211ZM239 61H241L240 59H239ZM119 62H117V64L119 63ZM237 62V61H236ZM235 62V63H236ZM262 62V61H261ZM45 63V64H44ZM54 63V62H53ZM57 63H58V61H57ZM173 64V65H170V66H172L171 68H169L168 67V65L169 64ZM208 63V62H207ZM49 64H51L50 62H49ZM92 64V63H91ZM90 64V65H91ZM111 64V63H110ZM109 64V65H110ZM113 64V63H112ZM111 64V65H112ZM123 64H124V62H123ZM152 64V63H151ZM53 65V64H52ZM89 65V64H88ZM97 65V64H96ZM111 65H110V67H111ZM115 65V64H114ZM119 65H121V64H119ZM119 65H117V67L119 66ZM238 65V64H237ZM211 66V65H210ZM233 66V67H232ZM243 66V65H242ZM22 67H24V68H22ZM32 67H35V69L34 68H32ZM85 67V66H84ZM87 67V66H86ZM109 67V68H110ZM116 67V68H117ZM207 67V66H206ZM237 67V66H236ZM89 68V67H88ZM101 68V67H100ZM103 68H101V69H103ZM112 68H114L113 66H112ZM115 68V69H116ZM119 68H120V66H119ZM124 68V67H123ZM133 68V67H132ZM184 68H185V70H184ZM17 69L19 70H22V69H24V76L20 79V78H17L18 79V81H19V83L21 84V85H23V86H19V84H17V82L18 81H14L15 82V84L14 83H12L13 82V79L15 78V77H17L16 75L18 74V72H17ZM26 69L28 70V71H26ZM32 69H34V70H32ZM143 69H145V68H143ZM157 69V70H156ZM169 69V70H168ZM174 70V74H177V72H176V70L177 71H179L180 70V72H179V74L178 75H173V73L172 72H170L171 70ZM235 69V70H234ZM89 70V69H88ZM99 70V69H98ZM110 70V69H109ZM125 70V69H124ZM168 70V71H167ZM184 70V71H183ZM204 70V69H203ZM260 70V69H259ZM83 71V72H82ZM115 71V70H114ZM126 71V70H125ZM128 71V70H127ZM142 71V70H141ZM152 71V72H153ZM242 71V72H241ZM261 71V70H260ZM86 72H88V71H86ZM188 72V71H187ZM258 72V71H257ZM22 73V72H21ZM60 73H62V74H60ZM81 73V74H80ZM126 73V72H125ZM129 73V72H128ZM138 73V72H137ZM168 73V74H167ZM235 73H236V75H235ZM4 74H5V76H4ZM23 74V73H22ZM64 75V77H65V79H66V82L68 81V84H67V86L66 85H64V84H66V82L63 84L64 86H66V88L65 89H63V86L61 85V83H60V85H59V87L55 90V88H54V91H53V87L54 86H57L56 85V82L57 81H59L58 80V78H59V76L60 75ZM142 74V73H141ZM152 74V73H151ZM4 77H3V76ZM19 75V74H18ZM26 75V76H25ZM33 75H34V77H36L37 78V80H38V82H39V88L41 87V91H43V89L44 88H42V87H51V86H53V87H51L50 89H49V91H50V97L52 98V100L54 99V100H57V102H59L61 105H63V109L61 108L62 106H59L61 109H59V107H58V109H59V114H56L55 115V111H56V108L57 107H55V108H53V105H51V107H50V110L48 111V114H47V112H46V107L45 108H42L41 106H42V103H40V102H42V101H40L41 99H43L42 97H40L39 95H40V93H38L39 95V97H40V102H38L37 101V99L35 100L34 98H35V96H37V95H35V96H33V95H31V93H34V91L33 92H31V90L28 88V85L27 86H25L26 85V83L28 84H32L31 82L32 81H29V79H33L34 77H33ZM120 75V74H119ZM125 75H127V74H125ZM125 75H123V76H125ZM130 74H128V76H129ZM140 75V74H139ZM138 75V76H139ZM246 75H248L249 76V74L247 73ZM85 76V77H84ZM123 76H121V77H123ZM137 76V75H136ZM14 77V78H13ZM120 77V76H119ZM127 77V76H126ZM130 77V76H129ZM153 77H154V74L153 75H151V79H153ZM189 77V78H188ZM249 77H251V76H249ZM92 78V77H91ZM135 78V77H134ZM65 79H64V81H65ZM97 79V78H96ZM126 79V78H125ZM170 79V80H169ZM189 79V80H188ZM239 79L241 80L240 82H242L241 84H239L238 83V81H239ZM243 79H245V80H243ZM250 79V78H249ZM1 80H3V81H1ZM9 81L10 83H12L11 85H13L14 84V86H13V88H11V87H9V86H7L8 85V83H7V81ZM106 80V79H105ZM121 80V79H120ZM122 80H123V78H122ZM121 80V81H122ZM129 80V79H128ZM252 80V79H251ZM34 81V80H33ZM91 81V80H90ZM96 82V80H93V82ZM130 81H133V80H130ZM137 81V80H136ZM248 81V80H247ZM253 81V80H252ZM94 82V84H98V82H96L95 83ZM163 82V81H162ZM7 83V84H6ZM34 84H35V82H33ZM62 83H63V81H62ZM154 83V82H153ZM183 83V82H182ZM185 83V82H184ZM187 83V82H186ZM251 83V82H250ZM6 84V85H5ZM33 84V85H34ZM91 84V83H90ZM93 84V83H92ZM103 84V83H102ZM135 84V83H134ZM139 84H140V82H139ZM148 84V83H147ZM257 84V83H256ZM2 85H5V87H7V89H8V87H9V92H10V96L9 97H7V96H5V95H8V94H5V92H3V91H6V90H2L3 88H2ZM116 85H118V84H116ZM141 85V84H140ZM181 85V84H180ZM183 85H185V84H183ZM182 85V87H185V88H187V84L185 85V86H183ZM244 85H242V86H244ZM253 85V84H252ZM35 86H38V84L36 85H34V87ZM62 86V87H61ZM91 86V85H90ZM125 86V85H124ZM191 86V87H190ZM4 87V88H5ZM33 87V86H32ZM99 87H101L100 85H99ZM99 87H97V89H98V91H99ZM107 87H109V86H107ZM117 87V86H116ZM142 86H140V88H141ZM245 87H242V88H244L245 89ZM257 87V86H256ZM260 86H258V88H259ZM38 88V87H37ZM102 88H104L103 90H106L105 89V87H102ZM118 88V87H117ZM139 88V87H138ZM159 88V87H158ZM191 88V89H190ZM194 88V87H193ZM47 89V90H48ZM101 89V88H100ZM119 89V88H118ZM153 89V88H152ZM165 89V88H164ZM247 89V90H248ZM256 88H253L252 87V91H248V92H252L253 94H254V96L256 95V93L259 91V93H260V90H256V92H254L253 90H255ZM62 90V91H61ZM85 90V89H84ZM246 90V89H245ZM38 92H39V90H37ZM44 91L46 92V89H44ZM44 91H43V93H44ZM61 91V93L59 94V92ZM101 91V90H100ZM107 91V90H106ZM106 91H102L103 92V95H104V93L106 92ZM148 91V90H147ZM164 91V90H163ZM8 92V90L6 91V93ZM63 92V93H62ZM101 92V93H102ZM109 92V91H108ZM169 92V91H168ZM36 93V92H35ZM34 93V94H35ZM136 93V92H135ZM172 93V92H171ZM46 94H48L47 92H46ZM46 94L44 93V95L46 96ZM48 94V95H49ZM54 94H55V96H54ZM89 94V93H88ZM93 94V93H92ZM106 94V93H105ZM198 94V95H199ZM203 94V95H204ZM245 94H247V96L245 95ZM258 94V93H257ZM20 95V96H21ZM108 95V94H107ZM195 94H193L192 93V96H194ZM245 95V96H244ZM250 95H252V94H250L249 93V96L248 97H251V99H252V96H250ZM53 96V97H52ZM102 96V95H101ZM181 96V95H180ZM185 96V95H184ZM191 96V97H192ZM195 96H197V95H195ZM200 96V95H199ZM261 96V95H260ZM44 97V96H43ZM47 97V96H46ZM49 96H48V98H50ZM95 97H97V96H95ZM108 97H109V95L107 96V100H109L110 99V97H109V99H108ZM203 97V96H202ZM38 98V97H37ZM50 98V99H51ZM105 98H106V96H105ZM185 98H187V97H185ZM184 98V99H185ZM197 98V97H196ZM201 98V97H200ZM200 98H199V100H200ZM238 98V97H237ZM259 98V97H258ZM98 99H99V96H98ZM98 99L96 100V101H98ZM194 99V98H193ZM241 99V98H240ZM243 99V98H242ZM247 99V98H246ZM254 99H256L257 100V95H256V98H254L253 97V99L252 100H254ZM264 99V98H263ZM257 100V102L258 101H260L259 102V104H258V106H253L254 104H256V103H253L252 102V104H251V106H253V111H254V109L255 110H259V109H261V110H259L258 112V115H256L255 113L257 112H253L255 115H253V116H251L250 115V113L249 112H251V111H249L248 112V110H246V109H249V108H246L245 106V108L243 107V110H240V111H242V113L244 114V116H246V117H249V116H247V115H250V121L253 119V120H257L259 117H260V111H264V100ZM19 100H20V98H19ZM99 100H101V98L99 99ZM103 100V99H102ZM168 100V99H167ZM183 100V99H182ZM248 100V99H247ZM251 100V101H252ZM256 100H254V102H256ZM36 101L38 102V103H36ZM51 101V100H50ZM87 101V100H86ZM138 101V100H137ZM185 101V100H184ZM197 101V100H196ZM246 101V100H245ZM248 101H250V98H249V100ZM57 102H56V104H54V105H56V106H58L57 105ZM89 102V101H88ZM87 102V103H88ZM101 101H99V103H100ZM240 102H241V100H240ZM243 102V101H242ZM51 104H52V102H50ZM55 103V102H54ZM92 103H93V101H92ZM102 103H103V101H102ZM237 104H238V106H237ZM247 104V103H246ZM249 104H250V102H249ZM89 105V104H88ZM93 105H96V104H93ZM191 105V106H192ZM208 105H209V107H208ZM260 105V106H259ZM89 106H91L92 108L94 107V106H92V104L91 105H89ZM98 106H99V104H98ZM165 105H163V107H164ZM242 106H243V104H242ZM251 106H250V108H251ZM262 106V107H261ZM95 107H97V106H95ZM95 107H94V109H95ZM202 107L204 108V109H202ZM207 107V109L210 111V112H212L211 114H213V115H210L209 114V111H208V115H210L209 117H210V119L212 120L211 121V123L212 124H216L218 121H219V123H220V125H218L219 127H215V128H211V126H208V127H205L204 128V126H207V125H204L203 126V123L201 124V121H202V119H200L199 118V114H202L203 112L201 111V110H203V111H205V110H207V109H205ZM98 108H100V106L98 107ZM45 109V110H44ZM48 109V108H47ZM57 109V110H58ZM88 109L90 110V108L88 107ZM94 109H92V110H94ZM101 109V108H100ZM144 109V108H143ZM185 109V108H184ZM61 110V111H60ZM86 110V109H85ZM84 110V111H85ZM97 109H95V112H97L96 111ZM150 110V109H149ZM239 110V109H238ZM237 110V113H240V111H238ZM87 111V110H86ZM85 111V112H86ZM100 111V110H99ZM98 111V112H99ZM244 111V112H243ZM91 112V111H90ZM202 112V113H201ZM14 113V112H13ZM47 115H46V114ZM57 113H58V111H57ZM150 113V112H149ZM237 113L235 112V116L237 115ZM103 114V113H102ZM119 114H121V113H119ZM131 114H132V112H131ZM196 114V115H195ZM205 114H206V112H205ZM204 114V116H205V118H206V115ZM247 114V115H246ZM262 114V113H261ZM46 115V116H45ZM89 115H91V114H89ZM95 114L93 113L92 114V116H94ZM109 115V114H108ZM239 115V114H238ZM15 116H16V114H15ZM106 116V115H105ZM151 116V115H150ZM195 116H197V117H195ZM202 116V115H201ZM83 117H84V119H83ZM127 117V116H126ZM129 117V116H128ZM203 117V116H202ZM201 117V118H202ZM237 117V116H236ZM239 117V120H240V116H238ZM241 117H242V115H241ZM251 117H253V118H251ZM262 117V116H261ZM52 118V119H51ZM88 118V117H87ZM86 118V119H87ZM95 118V117H94ZM97 119L99 118V116L98 117H96ZM134 118V117H133ZM170 118V117H169ZM204 118V117H203ZM255 118V119H254ZM257 118V119H256ZM262 118H264V117H262ZM51 119V120H50ZM90 119V118H89ZM90 119V120H91ZM207 119V118H206ZM235 119V118H234ZM136 120V121H135ZM186 120V119H185ZM204 120V119H203ZM241 120H243V119H241ZM240 120V121H241ZM259 120V119H258ZM257 120V121H258ZM262 120H264V119H262ZM40 121V122H41ZM105 121V120H104ZM104 121H102V122H104ZM130 121V122H131ZM149 121V120H148ZM187 121V120H186ZM192 121H193V123H192ZM207 121V120H206ZM256 121V122H257ZM75 122V123H74ZM91 122V121H90ZM207 122H209L210 123V121H207ZM244 123H247V122H245V121H243ZM28 123V122H27ZM86 123H87V125H86ZM100 123H101V121H100ZM99 123V124H100ZM187 123V122H186ZM237 123H239V121L237 122ZM254 123V122H253ZM39 124V123H38ZM101 124H104V123H101ZM121 124V123H120ZM130 124V123H129ZM137 124H139V125H137ZM241 124V123H240ZM257 124V123H256ZM30 125V124H29ZM68 125H72V126H74V127H72L71 126V130H70V128H69V126ZM93 127H92V126ZM144 125H145V123H144ZM185 125V124H184ZM237 125V124H236ZM239 125V124H238ZM237 125V126H238ZM243 125V124H242ZM253 125V124H252ZM255 125V124H254ZM121 126V125H120ZM173 126V125H172ZM181 126V125H180ZM235 126V125H234ZM248 126V125H247ZM262 126H264V125H262ZM99 127V126H98ZM213 127H214V125H213ZM223 127H227L225 130H222V128ZM253 127V126H252ZM251 127V128H252ZM37 128H40V127H37ZM73 128H74V130H73ZM100 128V127H99ZM141 128H143V127H141ZM150 128V127H149ZM149 128H148V131H149ZM152 128V127H151ZM187 128V127H186ZM230 128V127H229ZM228 128V129H229ZM237 127H235V129H236ZM243 128V127H242ZM248 129H250L249 127H247ZM262 128V127H261ZM41 129V128H40ZM139 129V130H138ZM145 129V127L143 128V130ZM182 129V128H181ZM181 129H178V130H181ZM239 128H237V130H238ZM244 129V128H243ZM253 129H256V128H253ZM252 129V130H253ZM263 129V128H262ZM183 130V129H182ZM181 130V131H182ZM233 130H234V127H233ZM242 130V129H241ZM251 130V131H252ZM5 131V132H6ZM85 132V133H87L88 135H89V142L91 143V147H90V145L87 143V145L86 146H84V143H86V142H88V141H85L86 140V138H84V137H81V139L82 138H84L83 140L84 141H82L81 139H80V137L78 136L81 132ZM103 131V130H102ZM153 131V130H152ZM185 131V130H184ZM187 131V130H186ZM216 131H218V132H216ZM220 131V132H219ZM240 131V130H239ZM243 131V130H242ZM20 132V131H19ZM34 132V131H33ZM33 132H32V134H33ZM93 132H94V134H93ZM101 132V131H100ZM130 132V131H129ZM136 132V133H135ZM146 132V131H145ZM151 132V131H150ZM149 132V133H150ZM179 132V131H178ZM189 132V131H188ZM214 132H215V134H214ZM229 132H230V130H229ZM228 132V133H229ZM250 132V131H249ZM254 132V133H253ZM252 133H253V135L251 134V132L250 133H248L249 135L251 134V136H249V137H252L253 136V138H260V136L262 135V133L259 131V132H257V131H253ZM264 132V131H263ZM13 133V132H12ZM11 133V134H12ZM74 134V135H76V139H80V140H75L70 134ZM147 133V132H146ZM181 133V132H180ZM183 133V132H182ZM227 133V134H228ZM237 133H238V131H237ZM236 133V134H237ZM259 133V134H258ZM261 133V134H260ZM83 134V133H82ZM102 136H101V135ZM132 134V133H131ZM151 134H153V132L151 133ZM184 134H186V133H184ZM186 134V135H187ZM214 134V135H213ZM221 134V136H219V135ZM232 134H233V132H232ZM242 134V133H241ZM245 134V133H244ZM21 135V134H20ZM20 135H18V136H20ZM40 135V134H39ZM73 135V136H74ZM154 135V134H153ZM157 135V134H156ZM185 135V136H186ZM224 135H226L225 133H224ZM13 136V135H12ZM42 136V137H43ZM102 138H101V137ZM238 136H241V135H239L238 134ZM244 136V135H243ZM21 137V136H20ZM32 137V136H31ZM40 137V136H39ZM42 137H40V138H42ZM75 137V136H74ZM78 137V138H77ZM187 137V136H186ZM219 137V138H218ZM220 137H221V139H220ZM236 137H237V135H236ZM235 137V138H236ZM247 138V139H251V138ZM24 138V137H23ZM152 138H154V137H152ZM179 138V139H178ZM225 138H228L226 141L224 140ZM231 138V137H230ZM240 138V137H239ZM245 138H246V136H245ZM256 138V139H257ZM258 138V139H259ZM10 139V138H9ZM27 139V138H26ZM112 139V140H111ZM180 139H182L183 141L181 142V141H179ZM188 139V138H187ZM255 139V140H256ZM262 139V138H261ZM264 139V138H263ZM36 140V139H35ZM91 140V141H90ZM121 140V139H120ZM160 140V139H159ZM218 140L220 141L221 140V142H218ZM242 140V139H241ZM254 140V141H255ZM31 141V140H30ZM41 141V140H40ZM114 141H115V138H114ZM132 141V140H131ZM130 141V142H131ZM147 141V140H146ZM146 141H145V143H146ZM234 141V140H233ZM232 141V142H233ZM245 141V140H244ZM253 141V142H254ZM11 142H13L12 141V139H10V140H8V138L5 140V139H1V150H0V156L2 155V157H0V163H4V165H6L7 167L8 166H10V165H13V168H18L19 167V165L20 164H22V168L24 169V166L25 165H27V162L30 160V158H29V155H28V153L26 152V153H22V151H18L17 150V148H15V146L14 145H12V143ZM125 142V141H124ZM129 142V143H130ZM133 142H134V140H133ZM190 142V141H189ZM216 142H218L219 143V146H218V144L216 145ZM231 142V143H232ZM255 142H259V144H260V140L258 141H255ZM263 142V141H262ZM261 142V143H262ZM3 143V144H2ZM135 143V142H134ZM133 143V144H134ZM160 143V145H158ZM181 143H183V144H180ZM239 143V142H238ZM30 144H31V142H30ZM36 144V143H35ZM92 144H93V147H92ZM128 144V143H127ZM131 144V143H130ZM177 144H179V145H177ZM222 144V146H220ZM229 144V145H228ZM243 144V143H242ZM254 144V143H253ZM257 143H255V145H256ZM263 144V143H262ZM11 145V146H10ZM40 145V144H39ZM108 145V144H107ZM146 145V144H145ZM177 145V148H175V146ZM182 145H184L183 147H185L184 149H182L183 147H182ZM241 145V144H240ZM18 146H20V145H18ZM127 146V145H126ZM128 146H129V144H128ZM133 146V145H132ZM143 146V145H142ZM163 146V147H162ZM166 146V147H165ZM235 146H236V144H235ZM259 146V145H258ZM12 147V148H11ZM29 147H30V145H29ZM90 147V148H89ZM107 147V146H106ZM178 147H180V148H178ZM204 147V149L203 150H205V148H207V150L209 151V149H210V147H212L213 149H214V154H212L211 153V151H210V153H211V155L209 154V156H211L210 158L212 159V160H215V161H212V162H210V160H208L209 161V163H208V165L204 168V169H202V171L200 170L202 167V162H200V164L197 166V164L196 163H198V161L200 160L199 158H198V156L199 155H204V154H202L203 153V151H202V148ZM215 147H217V148H215ZM221 147H222V149H221ZM227 147V148H226ZM81 148H85L86 149V151H82V150H80ZM105 148V147H104ZM122 149L124 148L125 149V147H121ZM120 148V149H121ZM134 148V147H133ZM162 148H164L166 151L167 150H169V154H166L165 153V150H161ZM242 148V147H241ZM260 148V147H259ZM262 148V147H261ZM97 149V150H96ZM127 149V148H126ZM141 149V150H140ZM175 149H177V152L175 151L174 152V150ZM48 150H50V151H48ZM135 150V154L137 153L136 152V149H134ZM139 150L142 152V148H141V146H139ZM154 150H156V152H154ZM206 150V151H207ZM221 150V151H220ZM238 150V149H237ZM93 151H95V152H93ZM104 151V150H103ZM106 151V150H105ZM109 151V150H108ZM121 151V150H120ZM125 151V150H124ZM129 151H132V150H129ZM157 151H158V154H156L157 153ZM230 151V152H229ZM243 151V150H242ZM254 151V150H253ZM140 152V153H141ZM246 152V151H245ZM110 153V152H109ZM108 153V154H109ZM123 153V152H122ZM121 153V154H122ZM127 153H128V150H127V152H126V155H125V152L122 154V161L125 163H123V162H120L119 163V165L120 164H124V167H125V165L128 167L129 166V168L130 167H132V165H133V163H135V161L134 160H136V155L134 154V155H132L131 156V158H130V154L129 155H127ZM139 153V154H140ZM144 153V152H143ZM236 153V154H235ZM239 153V152H238ZM119 154H120V152H119ZM119 154H118V156H119ZM139 154H138V156H139ZM199 154V155H198ZM243 154V153H242ZM172 155H174V157L172 156ZM188 155H189V157H188ZM245 155V154H244ZM117 155H116V159H118L119 157H118ZM145 156V155H144ZM143 155L141 156V157H139L140 158V160L142 161V162H144V159H146L145 157H144ZM209 156H207L208 158H209ZM212 156H215L216 158H217V160L214 158V157H212ZM108 157V156H107ZM106 157V158H107ZM118 157V158H117ZM171 157H173L174 159H172V160H170L171 159ZM180 157V158H179ZM201 157V156H200ZM203 157V156H202ZM48 158V159H49ZM139 158L137 157V159L139 160ZM151 158V157H150ZM206 158V157H205ZM207 158V159H208ZM209 158V159H210ZM214 158V159H213ZM47 159V161L49 162V160ZM104 159V158H103ZM180 159V160H179ZM199 159V160H198ZM201 159H204V158H201ZM241 159H243V158H241ZM6 160L8 161V162H6ZM114 160H115V158H114ZM138 160H137V162H138ZM178 160H179V162H178ZM227 160V161H226ZM231 160V161H230ZM57 161V160H56ZM55 161V162H56ZM59 161V162H60ZM99 161V160H98ZM118 161H120L119 159H118ZM147 161V160H146ZM174 161H177V162H175L176 163V165H174L175 163H174ZM201 161V160H200ZM6 162V163H5ZM50 162H51V160H50ZM112 162V161H111ZM133 162V163H132ZM140 162V161H139ZM229 162H227V164L229 163ZM242 162V161H241ZM56 163H58V161L56 162ZM80 163V164H79ZM116 163V165H117V163L118 162H115ZM130 163H131V166H130ZM151 163V162H150ZM174 163V164H173ZM205 163V162H204ZM62 164H64V163H61V166H62ZM81 164V166H83ZM127 164H129V165H127ZM138 164V163H137ZM136 164V166L138 167L139 166V164L137 165ZM142 164H144V163H142ZM226 163H223V165H225ZM230 164V163H229ZM241 164V163H240ZM243 164V163H242ZM3 165V166H4ZM66 166H67V164H65ZM64 165V166H65ZM69 165V164H68ZM111 165H113V164H109V165H107V167L106 168H108V166H109V168L111 169L110 171H112V169H114V168H112L111 167ZM115 165V167L116 168H118L119 167V165H118V167ZM121 165V166H122ZM196 165V166H195ZM232 165H233V162H232ZM232 165H230V166H232ZM61 166H60V168H61ZM64 166H63V168H64ZM73 166V165H72ZM71 166V167H72ZM143 166V165H142ZM178 166V167H177ZM6 167V168H7ZM25 167H27V166H25ZM127 167H125V168H127ZM137 167H135L136 168V170H138L137 169ZM144 167H145V164H144ZM198 167H200V169H198ZM204 167V166H203ZM239 168L238 170H237V168ZM241 167V166H240ZM28 168V167H27ZM98 168V169H97ZM134 168V169H135ZM224 168V167H223ZM122 169H123V167H122ZM139 169H140V167H139ZM145 169V168H144ZM155 169V170H156ZM208 169H213L214 171H212L211 173H210V171H208ZM229 169V168H228ZM61 170H62V168H61ZM109 170V169H108ZM125 170V169H124ZM141 170V169H140ZM230 170V171H231ZM251 170V172L254 174V172ZM99 171H101V169L99 170ZM103 171V170H102ZM101 171V172H102ZM114 171V170H113ZM116 171L118 172V173H122L121 171H119L118 169H116ZM116 171H115V173L114 172H112V173H114V174H116ZM143 172H144V170H142ZM141 171V172H142ZM179 171H182V172H179ZM241 171H242V169H241ZM104 172V171H103ZM102 172V173H103ZM107 172V170L105 171V173ZM132 172H133V170H132ZM148 172V171H147ZM147 172H146V174H147ZM150 172V171H149ZM156 172V171H155ZM154 172V173H155ZM221 172V171H220ZM262 172V173H261ZM110 174V175H114V174ZM126 173V172H125ZM129 173H130V171H129ZM150 173H153V172H150ZM185 173H187V174H185ZM219 173V172H218ZM228 173H230V172H228ZM261 173V174H260ZM157 174H161V172L159 173V172H157ZM202 175V176H205V175ZM232 174V173H231ZM125 175V174H124ZM133 175V174H132ZM162 175V177H161V180H162V178L164 177ZM187 175V176H186ZM220 175H223V174H220ZM259 175V176H258ZM13 176H15V175H13ZM134 176V175H133ZM141 176H143V175H141ZM145 176V175H144ZM150 176V175H149ZM149 176H147V177H149ZM151 176H152V174H151ZM201 176V175H200ZM199 176V177H200ZM218 176H219V174H218ZM227 176H229V174L227 175ZM119 177H120V174H119ZM118 177V178H119ZM156 177V176H155ZM154 177V178H155ZM182 177V178H183ZM224 177V176H223ZM254 178V179H257V178ZM121 178V177H120ZM129 178L130 177H127L126 175H125V180L127 179V181L128 182H131L132 184L133 183H135L136 181H139L138 180V178H133L132 180H129ZM146 178V177H145ZM151 178V177H150ZM149 178V179H150ZM158 179H160V177H157ZM157 178H155V179H157ZM165 178V177H164ZM202 178V177H201ZM218 178H221V180H223L222 179V177H218ZM225 178H226V176H225ZM229 178H230V176H229ZM246 178H247V176H246ZM251 178V177H250ZM141 179V178H140ZM147 179V178H146ZM157 179V180H158ZM168 179V180H169ZM245 179V178H244ZM151 180H152V178H151ZM160 180V181H161ZM203 180V179H202ZM206 180V179H205ZM214 180H217V181H219V182H216V183H220V184H217L218 186H216L215 184H214ZM229 180V179H228ZM146 181V180H145ZM153 181H154V179H153ZM163 181V180H162ZM170 181V180H169ZM186 181H183V182H186ZM200 181V180H199ZM251 181V180H250ZM259 181V182H258ZM121 182V181H120ZM141 182V181H140ZM144 182V181H143ZM148 182H150V181H148ZM155 182V181H154ZM159 182V181H158ZM158 182H156V183H158ZM165 182V181H164ZM179 182V181H178ZM188 182V181H187ZM194 182V181H193ZM198 182V181H197ZM203 182V183H204ZM163 183V182H162ZM168 183V182H167ZM172 183V182H171ZM189 184H190V182H188ZM194 183H196V182H194ZM202 183V182H201ZM212 183V184H211ZM154 184V183H153ZM160 183H158V185H159ZM169 184V183H168ZM173 184V183H172ZM172 184H170V186H172ZM178 184V183H177ZM192 184V183H191ZM190 184V185H191ZM138 185V184H137ZM141 185V184H140ZM146 185H150V184H146ZM155 185V184H154ZM158 185H157V187H158ZM162 185V184H161ZM164 185H166V183H164L163 184V187H164ZM201 185V184H200ZM198 186V187H203V186ZM264 185V184H263ZM148 186H146V187H148ZM156 186V185H155ZM167 186V185H166ZM165 186V187H166ZM169 186V187H170ZM173 186H174V184H173ZM181 186H183V184L182 185H180V189L179 190H181L182 189V187ZM188 186V185H187ZM137 187V186H136ZM135 187V188H136ZM145 187V188H146ZM156 187V190L158 189ZM163 187H161V188H163ZM164 187V189H166ZM185 187V185L183 186V188ZM191 187V186H190ZM193 187V186H192ZM132 188H134V187H132ZM140 188V187H139ZM145 188H144V190H145ZM153 188V187H152ZM161 188H159V189H161ZM168 188V187H167ZM174 188H176V185H175V187H173V189ZM205 188V187H204ZM211 188V189H212ZM261 188V187H260ZM264 188V187H263ZM141 189H142V187H141ZM186 190H188L189 191V189L190 188H185ZM185 189H183L184 190V192H187V191H185ZM198 189H200V188H198ZM203 189V188H202ZM131 190V189H130ZM135 190V189H134ZM136 190H138V188L136 189ZM170 190H172V188L170 189ZM176 190H177V188H176ZM183 190H181V191H183ZM190 190H192V188L190 189ZM205 190H206V188H205ZM213 190V189H212ZM257 190V189H256ZM154 191V190H153ZM175 191V190H174ZM174 191H171V192H173L174 193ZM180 191V192H181ZM196 191H198V190H195L194 192H196ZM207 191H209V188H208V190ZM211 191V190H210ZM209 191V192H210ZM139 192V191H138ZM143 192V191H142ZM142 192L140 193V195L142 194ZM146 191H144V193H145ZM160 192H161V190H160ZM162 192H163V190H162ZM165 192H167L166 190H165ZM171 192H168L170 195H173ZM175 192H177V191H175ZM200 192H202V194H203V192L204 191H200ZM213 192V191H212ZM211 192V193H212ZM217 192H216V194L214 195V196H216L217 195ZM246 192V191H245ZM133 193V192H132ZM178 193H179V191H178ZM193 193V192H192ZM191 193V194H192ZM206 193V192H205ZM246 193H248V192H246ZM250 193V192H249ZM252 193H253V190H252ZM149 194H151V193H149ZM160 194V193H159ZM163 194V193H162ZM195 194V193H194ZM194 194H192V195H194ZM200 194V193H199ZM213 194L214 193H212L208 198H207V196H206V200H210V201H212L211 203H213V204H217V202H222V203H224V201H225V199L224 198H221V200H219V201H217L216 199L218 198H215L214 196H213ZM245 194V193H244ZM179 194H175V196H178ZM250 195V194H249ZM143 196V195H142ZM146 196V195H145ZM148 196H150V195H148ZM179 196H181V195H179ZM200 195H198V196H196V199L198 200ZM218 196V195H217ZM242 196H243V194H242ZM241 196V197H242ZM252 196V195H251ZM140 197V196H139ZM144 197V196H143ZM202 197H203V195H202ZM202 197H200V198H202ZM262 197V196H261ZM189 198V197H188ZM204 198V197H203ZM257 198V197H256ZM143 199H145V198H143ZM184 199V198H183ZM190 199V198H189ZM234 200V199H233ZM236 200V199H235ZM231 201V200H230ZM242 201V200H241ZM220 202V203H221ZM232 202V201H231ZM230 202V203H231ZM207 204V203H206ZM227 204H228V202H227ZM207 208V207H206ZM209 209V208H208ZM210 210V209H209ZM12 225L14 224V225H16L17 227H15V226H9V227H7L8 228V230H5L4 231V234H5V236L4 237H0V264H14V262H11L12 261V259L13 260H16L15 261V263L16 262H18L19 260V262H21V260L23 261V262H26L25 264H57V263H60V264H97V261H96V256H97V254H95L94 252H93V249H91V246H90V244L89 243H82V242H77V243H75V242H73L74 240L72 239V240H68V239H65V238H63L64 236L62 235V233L63 234H65L64 232H62V230H60L59 228L57 229V228H54L53 227V229H51V230H49L48 232H47V234H44L43 233V231H40V233L39 234H36V232H35V234L32 232V230L31 229H29V228H31V227H29V228H24V226H22L21 225V223H19V221H13L12 220ZM25 224L26 225H28L29 223H27V222H25ZM35 229V228H34ZM37 231H38V229H37ZM44 234L43 236H40V234ZM36 240V239H40V241H34V240ZM50 241V242H48V241ZM68 241H71V242H73V243H75L76 245H79V248H74L75 246H72V245H67L69 242ZM18 245V247L17 246H15V245ZM19 247H21V249H19ZM54 247H56V249H54ZM77 247V246H76ZM54 249V250H53ZM47 250H49V251H47ZM52 250V251H51ZM96 251V250H95ZM48 252H51V253H48ZM97 252V251H96ZM31 256H33L32 258H35V260L34 259H32L31 258ZM22 258V259H21ZM28 259V261H26ZM30 259H32V260H30ZM25 260V261H24ZM81 261V262H80ZM22 263V262H21ZM23 264V263H22Z\"/></svg>",
  "mask_w": 264,
  "mask_h": 264
}]
</instances>
